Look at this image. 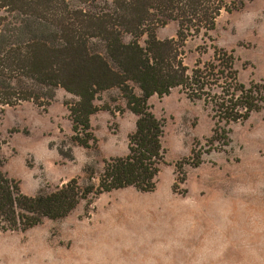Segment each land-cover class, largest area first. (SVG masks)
<instances>
[{
  "label": "rangeland",
  "instance_id": "obj_1",
  "mask_svg": "<svg viewBox=\"0 0 264 264\" xmlns=\"http://www.w3.org/2000/svg\"><path fill=\"white\" fill-rule=\"evenodd\" d=\"M223 4L215 28H203L182 49L185 64L192 68L212 58L215 46L225 48L233 51L240 82L264 84V0ZM177 31L176 21L155 29L161 40L177 38ZM77 99L58 88L43 107L26 101L6 109L1 169L25 194L54 191L72 178L97 184L105 160L128 153L137 116L120 92L97 101L110 110L91 116V148L72 139L65 103ZM149 103L165 123L156 189L113 190L82 200L65 218L0 233V264H264V109L215 131L211 107L181 88Z\"/></svg>",
  "mask_w": 264,
  "mask_h": 264
},
{
  "label": "trees",
  "instance_id": "obj_2",
  "mask_svg": "<svg viewBox=\"0 0 264 264\" xmlns=\"http://www.w3.org/2000/svg\"><path fill=\"white\" fill-rule=\"evenodd\" d=\"M224 8L223 0H0V120L26 101L43 107L63 88L78 98L65 103L72 139L91 148V116L110 110L97 104L101 94L117 89L137 116L128 153L105 160L97 184L72 178L54 191L27 195L0 161V233L65 218L82 200L113 190L153 192L166 154L165 123L149 103L154 95L181 88L189 99L204 100L215 131L264 109V84L239 81L233 51L215 46L212 58L185 64L188 40L213 30ZM169 21L178 23L177 38L161 40L155 29Z\"/></svg>",
  "mask_w": 264,
  "mask_h": 264
}]
</instances>
